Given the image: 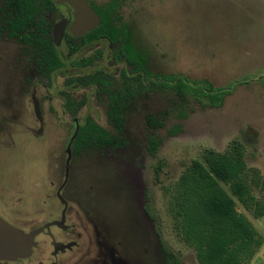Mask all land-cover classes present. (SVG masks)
Listing matches in <instances>:
<instances>
[{
	"label": "rangeland",
	"instance_id": "374dc122",
	"mask_svg": "<svg viewBox=\"0 0 264 264\" xmlns=\"http://www.w3.org/2000/svg\"><path fill=\"white\" fill-rule=\"evenodd\" d=\"M118 11L124 22L136 27L150 73L179 75L192 82L205 81L212 88L229 87L230 91L218 107L203 105L208 99L199 94L195 97L186 92L181 98L173 88H155L135 98L122 113L124 145L111 151H92L116 156H91L81 162L82 185L90 196L102 189L106 197L108 191L98 186V176L108 170L117 171L138 210L147 200L144 193L148 190L153 212L158 216L160 237L181 264H198L193 246L185 241L178 227L180 220L172 200L185 165L193 159L202 161L207 149L224 152L236 140L244 147L246 172L254 168L264 177V0H121ZM85 115L110 127L102 108L78 116L81 119ZM2 116L7 121H34L30 114ZM146 116L155 117L162 125L152 127ZM44 118L46 122H70L59 113L44 114ZM53 123L47 127L52 132L45 129L37 138L23 135L19 138L22 149L0 159V179L4 184L17 174L26 180L47 176V155L61 151L67 136ZM175 125L180 126V131L169 134ZM150 135L161 140L153 156L146 151ZM251 193L263 201V192L252 187ZM113 200H108L112 222L120 223L123 236L135 240L137 235L125 224L122 209ZM235 209L261 238L260 246L242 264H264V215L253 216L236 199ZM138 241L148 244L139 236L134 243ZM149 242L139 263L165 264L154 240Z\"/></svg>",
	"mask_w": 264,
	"mask_h": 264
},
{
	"label": "flooded vegetation",
	"instance_id": "af4514ba",
	"mask_svg": "<svg viewBox=\"0 0 264 264\" xmlns=\"http://www.w3.org/2000/svg\"><path fill=\"white\" fill-rule=\"evenodd\" d=\"M85 1L98 21L79 29L74 27V9L64 1L0 0V159L22 149L23 135L37 138L48 129L53 122H46L44 114L59 113L70 120L53 123L67 136L61 151L47 155V176L26 180L17 174L9 184L0 179V218L22 231L41 227L28 257L2 264H140L149 239L154 240L152 220L143 207L135 208L117 171L98 176V186L108 191L106 197L102 189L93 191L92 197L82 185L81 162L116 155L93 154L84 147L75 151L72 140L86 117L95 121L89 115L80 119L79 114L102 108L110 127L100 126L110 131V103L123 113L135 98L153 90L155 80L168 81L164 76L169 75L148 71L136 27L119 14L121 0ZM129 52L142 71L128 61ZM138 72L145 88L142 94L111 101V94L119 96ZM33 99L40 120L34 116ZM3 113L30 114L34 121H7ZM109 197L118 202L134 235L148 244H135L137 237L122 235L120 223L109 216Z\"/></svg>",
	"mask_w": 264,
	"mask_h": 264
},
{
	"label": "trees",
	"instance_id": "16d2710c",
	"mask_svg": "<svg viewBox=\"0 0 264 264\" xmlns=\"http://www.w3.org/2000/svg\"><path fill=\"white\" fill-rule=\"evenodd\" d=\"M127 57L134 69L143 70L141 64L135 61L132 52H129ZM147 75L145 72V78ZM164 78L168 81L155 80L152 89L173 88L181 98L186 92L194 94L195 97L199 94L208 99L203 103L205 106H220L221 98L230 91L229 87L212 88L205 81L192 82L176 75ZM144 89L138 72L136 79L128 82L118 93L119 96L114 97L111 94L110 100L133 97L135 93L142 94ZM110 109L107 118L112 130H106L86 117L72 140V148L75 151L83 147L91 151L102 148L111 151L124 145L121 136L122 113L115 111L114 104L111 103ZM146 121L154 128L162 125L161 121L152 116H146ZM178 131L180 126L175 125L168 133L174 134ZM160 141V138L154 135L147 137L146 151L149 155L155 154ZM243 155V145L232 140L224 152L207 149L202 154V161L191 160L178 178L172 196L176 207L174 212L180 220L178 227L183 238L195 250L198 264H242L243 260L249 259L254 249L261 244V238L254 227L235 209L234 197L253 216L264 215V195L263 201H258L251 193V188L254 187L264 194V177L254 168L248 169L249 173L246 172ZM221 183L226 185L227 189L222 187ZM144 194L147 200L142 207L149 219L154 222L153 231L157 235L163 263L181 264L178 256L160 237L158 216L153 212L148 190Z\"/></svg>",
	"mask_w": 264,
	"mask_h": 264
},
{
	"label": "water",
	"instance_id": "95a60500",
	"mask_svg": "<svg viewBox=\"0 0 264 264\" xmlns=\"http://www.w3.org/2000/svg\"><path fill=\"white\" fill-rule=\"evenodd\" d=\"M68 3L74 9V27L89 28L98 21V17L85 0H59ZM34 116L40 120L37 102L33 99ZM41 230V227L22 231L0 218V264L4 261L26 258L29 256L33 237ZM157 246V235L154 233Z\"/></svg>",
	"mask_w": 264,
	"mask_h": 264
},
{
	"label": "crops",
	"instance_id": "0c3cea01",
	"mask_svg": "<svg viewBox=\"0 0 264 264\" xmlns=\"http://www.w3.org/2000/svg\"><path fill=\"white\" fill-rule=\"evenodd\" d=\"M234 199V198H233ZM234 201H235V199H234ZM237 211V210H236ZM238 212V211H237Z\"/></svg>",
	"mask_w": 264,
	"mask_h": 264
}]
</instances>
